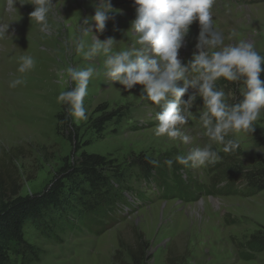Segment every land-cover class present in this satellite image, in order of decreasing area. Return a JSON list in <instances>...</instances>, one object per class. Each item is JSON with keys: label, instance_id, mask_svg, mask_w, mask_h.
I'll list each match as a JSON object with an SVG mask.
<instances>
[{"label": "rangeland", "instance_id": "1", "mask_svg": "<svg viewBox=\"0 0 264 264\" xmlns=\"http://www.w3.org/2000/svg\"><path fill=\"white\" fill-rule=\"evenodd\" d=\"M110 2L112 11L103 32L97 31L92 21L89 25L92 33L84 34L81 24L95 14L94 5L99 0H53L55 6L48 15L46 31H41L40 25L30 19L34 10L31 0H20L22 5L17 0L12 9L7 7V0H0V26L8 25L7 33L0 36V197L8 200L41 191L64 162H75L82 151L100 154L120 170L130 167L137 156L149 158L156 162L153 163L156 169L167 174L161 182H165V188H159L156 182L159 181L156 169L151 170L148 179L140 168L131 169L134 173L127 185L131 190H121L128 196L129 208L123 204L116 206L113 218L102 219V227L95 232L56 231L58 239H53L44 237L32 226L27 227L26 239L41 249L40 260L31 264H118L116 258L126 259L127 248L136 241L148 244V264H167L168 259L174 264H264V249L254 252L252 259L242 258L248 238L264 233V185L247 190L244 195L232 191L215 193L214 189L213 193L210 189L220 175V168L214 166L217 163L244 172L264 167V108L252 124L253 131L230 132L225 137L237 141L239 147L224 152V145L211 141L202 126L201 116L206 109L199 85L191 84L198 74L190 66L194 53L210 54L241 40L251 43L264 56V0H214L210 27L223 41L217 48H209L199 40L198 21L190 25L182 38L177 58L187 70L176 83L187 88L180 98V108L188 122L177 127L182 136L189 137L187 143L182 137L155 135L156 114L162 111L163 101L159 105L146 99L142 85L125 90L112 81L105 75L107 57L103 53L86 58L76 50L80 39L87 48L109 37L116 41L109 56L141 47L130 29L136 15L134 0ZM211 30L205 32L206 39L210 38ZM21 55H30L35 61L26 73L18 72ZM69 66L94 69L84 97L86 120L73 119L68 115L70 104L57 102L60 92L75 87L66 73L63 79L57 75ZM18 78L23 82L9 87ZM214 86L224 91L229 110L243 99V89L234 81L221 77ZM168 99L174 97L169 95ZM65 107L67 129L57 119ZM101 110L105 113L116 110L119 115L107 121L98 134L91 121ZM72 132L75 135L70 139ZM209 144L218 153L215 162L202 166L189 162L186 166L174 159ZM169 159L173 160L171 167L166 163ZM177 169L187 172L194 181L190 189L194 195L181 192L173 183L172 175ZM185 178L188 179L187 175ZM222 180L220 177L216 183L221 184ZM245 181L240 180L237 190L245 189ZM135 192L139 194L138 200Z\"/></svg>", "mask_w": 264, "mask_h": 264}, {"label": "clouds", "instance_id": "2", "mask_svg": "<svg viewBox=\"0 0 264 264\" xmlns=\"http://www.w3.org/2000/svg\"><path fill=\"white\" fill-rule=\"evenodd\" d=\"M17 0H7V7H15ZM20 3V0H19ZM135 19L131 21L130 29L137 37L136 44L131 50L112 52L114 38L105 41L97 40L86 48V42L80 39L76 42V50L82 52L86 58L97 53H103L107 58L104 61L105 75L112 81L130 90L134 85H142L143 96L156 103L162 104V111L156 114L158 121L155 135H167L169 138L182 137L187 143L189 137L180 132L178 125L188 122L180 108V98L187 91L186 87L177 86V81L184 78L187 66L178 60L182 38L189 32L190 25L198 21L201 31L199 40L209 48H217L223 44L220 35L211 30V8L214 0H134ZM21 4V3H20ZM34 10L29 14L30 19L40 25L41 31L48 29L47 18L54 8L53 0H31ZM22 5V4H21ZM95 14L83 20L81 31L84 34L91 32L89 27L95 22L96 30L103 32L108 13L112 11L110 0H99L94 5ZM8 25L0 26V36L7 33ZM210 32V38H205V32ZM92 33V32H91ZM200 48V44H197ZM90 49V50H89ZM19 73L30 71L35 64L30 55L19 57ZM264 56H261L253 45L245 40L238 44H229L219 47L218 51H201L193 54L190 62L191 69L198 74L191 81L193 86L199 85V92L204 101L205 111L201 116L202 126L206 135L213 142L224 145L223 151L230 152L239 147L234 139L225 140L230 132L253 131L252 124L264 108V80L260 74L264 72ZM75 83L71 91H62L57 102H68L70 108L68 115L76 120H86L84 97L87 95V86L94 74L91 67L74 69L71 66L57 75L63 79L64 75ZM223 77L228 81L242 79L244 84L243 99L229 110L224 102L225 93L217 90L215 82ZM23 81L15 79L9 87H16ZM169 95L174 99H168ZM191 97L188 103L191 102ZM218 153L213 151L211 145L191 149L186 155H177L174 159L182 165L202 166L215 162ZM152 163H156L152 161ZM169 167L173 160L166 161Z\"/></svg>", "mask_w": 264, "mask_h": 264}, {"label": "trees", "instance_id": "3", "mask_svg": "<svg viewBox=\"0 0 264 264\" xmlns=\"http://www.w3.org/2000/svg\"><path fill=\"white\" fill-rule=\"evenodd\" d=\"M260 78L264 80V72L260 74ZM234 82L244 91L242 79ZM66 109L67 107L57 114L58 123L64 129L68 127ZM118 115L119 112L116 110L106 113L101 110V114L91 121V127L99 134L104 130V124L117 118ZM73 135H75L74 132L70 133L69 138L72 139ZM227 165L219 166V163L214 165L220 168L217 180L220 177L223 180L219 184L215 179L213 181L215 186L213 184L210 188L211 192L232 191L244 195L247 190H256L264 185L260 184L261 181L264 183V167L244 172L240 169L234 170V167ZM222 166H225L223 167L225 169ZM131 169L141 170V173L146 175L145 179H148L151 170H155L156 166L149 158L140 155L131 161L130 167L120 170L106 157L82 151L75 162H64L41 191L31 195H18L8 200L0 197V264H31L40 260L41 249L26 239V228L29 226L38 230L44 237L58 239L54 233L56 231L64 233L65 230H69L80 233L85 229L88 232H95L102 227V219L113 218L116 206L123 204L125 208H129L128 196L126 198L124 196L126 194L121 190H131L127 187L128 179L134 173ZM179 170L181 169H177L172 175L173 183L180 188L181 192L194 195L195 192L190 191L194 181L190 180L187 172L181 170L179 174ZM155 171L159 178L156 182L159 188L164 189L165 182H161L165 181L167 174L158 168ZM185 175L188 179H183ZM241 179L246 180L247 184L245 189L241 190L240 187L237 190ZM169 188L177 190L170 185ZM135 196L138 200L137 192ZM148 247L147 243L136 241L133 246L127 248L126 259L121 261L116 258L118 264H148ZM244 248L246 251L242 258L252 259L254 252L264 249V233L251 235L245 242ZM167 264L174 263L168 259Z\"/></svg>", "mask_w": 264, "mask_h": 264}]
</instances>
